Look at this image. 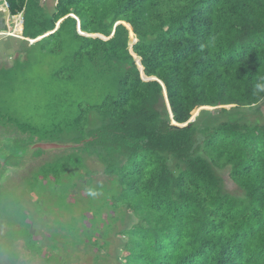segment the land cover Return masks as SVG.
Instances as JSON below:
<instances>
[{
  "label": "trees",
  "instance_id": "16d2710c",
  "mask_svg": "<svg viewBox=\"0 0 264 264\" xmlns=\"http://www.w3.org/2000/svg\"><path fill=\"white\" fill-rule=\"evenodd\" d=\"M3 1L22 37H41L18 61L62 56V91L26 95L71 146L30 185L83 204L73 215L93 222L74 243L96 264H114L110 234L115 264H264V0Z\"/></svg>",
  "mask_w": 264,
  "mask_h": 264
},
{
  "label": "rangeland",
  "instance_id": "374dc122",
  "mask_svg": "<svg viewBox=\"0 0 264 264\" xmlns=\"http://www.w3.org/2000/svg\"><path fill=\"white\" fill-rule=\"evenodd\" d=\"M45 2L50 7L53 0ZM12 20L13 25L19 27V16L13 17ZM18 43L11 41L3 48L4 52L10 54L11 60L7 59L6 63L16 64V67L12 75L3 77L5 83L0 85V97L5 96V99L14 102L11 112L7 111L5 106H0V169H5L1 172L2 176L0 175L5 179L4 181L0 178V264H96L93 261L94 252L89 249L90 245L74 243L76 239L72 231L70 232L73 230L75 233L84 227L91 228V217L76 218L73 215L84 207L83 204L77 203L72 208L69 199L56 200L52 191L55 188L54 183L43 184L33 190V185H30L34 172L31 170L38 166L35 170L37 172L46 161H55L60 155L67 153L66 150L31 149V139H41L37 143L67 144L69 141L55 139L51 132L47 131L53 122L43 114L45 97L26 95L36 90L40 93L62 91L61 87L51 80L52 72L60 64L62 56L40 57L38 54L34 56V60L29 58L18 61L23 58L26 49ZM81 97L84 98V94ZM15 104L19 107H14ZM6 106L11 109L9 104ZM9 114L20 119L18 121L31 128L30 131L26 134L19 131L14 122L7 121ZM83 155L90 168L100 170L94 157L85 153ZM96 222L95 227L98 229L100 224ZM26 224H33L37 228L38 234L32 240L26 232ZM112 227L118 231L120 222L112 223ZM110 236L112 243L103 253L111 255L109 262L115 264V258L112 257L118 240L112 234ZM38 239L44 242L43 247H38ZM85 247H88L87 251ZM108 260L109 256L104 264H108Z\"/></svg>",
  "mask_w": 264,
  "mask_h": 264
},
{
  "label": "crops",
  "instance_id": "0c3cea01",
  "mask_svg": "<svg viewBox=\"0 0 264 264\" xmlns=\"http://www.w3.org/2000/svg\"><path fill=\"white\" fill-rule=\"evenodd\" d=\"M13 19V18H12ZM9 16H8V11H7V7L6 5H4L3 0H0V36H4L2 38H0V54H2V56H0V67H5L6 66V61L8 58H10V54H8V52H4L3 48L6 47V45H8L11 41L18 43L19 45L21 44V41H28V38H24L21 36V32H20V27H15L13 25V20H12ZM5 32H12V35H6ZM16 35V36H14ZM14 37V38H13ZM10 41V42H9ZM32 41V40H30ZM30 44V42H29ZM18 50V49H17ZM16 50V51H17ZM262 110L264 111V102H262L261 104Z\"/></svg>",
  "mask_w": 264,
  "mask_h": 264
},
{
  "label": "water",
  "instance_id": "95a60500",
  "mask_svg": "<svg viewBox=\"0 0 264 264\" xmlns=\"http://www.w3.org/2000/svg\"><path fill=\"white\" fill-rule=\"evenodd\" d=\"M80 33V30L78 31ZM41 38V37H40ZM40 38H36L35 41L39 40ZM71 145L69 144H58V143H52V142H48V143H36L34 145H32L33 149H40V150H60V149H66L69 148Z\"/></svg>",
  "mask_w": 264,
  "mask_h": 264
},
{
  "label": "clouds",
  "instance_id": "9594fccd",
  "mask_svg": "<svg viewBox=\"0 0 264 264\" xmlns=\"http://www.w3.org/2000/svg\"><path fill=\"white\" fill-rule=\"evenodd\" d=\"M17 16H19V15H17ZM19 25H20V24H19ZM5 33H7V32H5ZM11 33H12V32H11ZM11 33H10V34H11ZM30 40H32V39H29V40H28V42H30V44L33 43V42H35V39H34V41H30Z\"/></svg>",
  "mask_w": 264,
  "mask_h": 264
},
{
  "label": "built area",
  "instance_id": "2783aa9c",
  "mask_svg": "<svg viewBox=\"0 0 264 264\" xmlns=\"http://www.w3.org/2000/svg\"><path fill=\"white\" fill-rule=\"evenodd\" d=\"M4 5H6V7H7V4L5 2H4ZM19 19H20V23H21V16L20 15H19ZM6 34H10V33H6Z\"/></svg>",
  "mask_w": 264,
  "mask_h": 264
},
{
  "label": "flooded vegetation",
  "instance_id": "af4514ba",
  "mask_svg": "<svg viewBox=\"0 0 264 264\" xmlns=\"http://www.w3.org/2000/svg\"><path fill=\"white\" fill-rule=\"evenodd\" d=\"M31 148H32V146H31Z\"/></svg>",
  "mask_w": 264,
  "mask_h": 264
}]
</instances>
